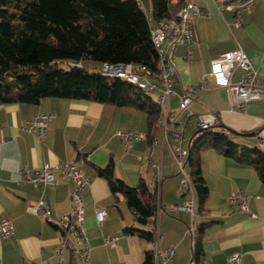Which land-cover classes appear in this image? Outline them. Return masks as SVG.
Returning <instances> with one entry per match:
<instances>
[{
  "label": "crops",
  "instance_id": "1",
  "mask_svg": "<svg viewBox=\"0 0 264 264\" xmlns=\"http://www.w3.org/2000/svg\"><path fill=\"white\" fill-rule=\"evenodd\" d=\"M138 1L146 11H150L151 0ZM192 1L207 9L210 15L193 17L194 44L176 49L173 89L180 93L185 85L195 86V101L191 105L195 113L216 112L219 131L239 136L244 143H238L241 146H257V132L264 125V93L248 102L243 112H230L226 90L216 88L208 72L213 59L241 47L264 87V0H254L253 9L243 16L240 28L229 26L233 23L232 13L225 11L221 14L212 0ZM176 2L172 0V3ZM155 22L151 18L150 25ZM189 48L192 54L190 61H186L182 56ZM89 66L98 64L89 63ZM237 74L238 70L234 78ZM203 80H206L205 87H200ZM172 102L177 107V96L170 99L171 105ZM38 112L52 115L44 140L20 128ZM190 120L194 121V117ZM119 130L147 132L145 113L128 106L56 97H44L35 104H0V217L10 220L14 231L7 239L0 238V264H53L57 260L54 249L60 243L59 231L42 216L27 212L26 202L43 198L54 218L65 214L70 208L67 180L59 171L54 172L58 180L54 188L34 187L16 180L24 167L34 169L44 164L68 161L76 162L91 178L90 185L81 193L91 256L87 263L71 258L69 254L67 260L70 264L142 263L145 252L151 250V241L141 237L137 231H125V228L151 230L148 224L136 220L123 195L113 194L107 181L97 172V168L112 161L114 175L126 184L136 186L142 181L149 187L153 182L152 170L146 162L150 142L136 141L126 152L115 135ZM196 132L193 130L189 135L185 132V139L188 141ZM250 132L254 135L239 134ZM152 161H160L161 164L157 206L180 203L178 170L168 150L161 146L160 137L153 147ZM199 164L208 195L200 205L195 193V233L202 226L201 253L197 264H224L233 253L240 255L242 264H264V183L255 168L235 157L223 156L214 148L199 152ZM186 168L190 174L189 162ZM237 190L252 194L248 212L240 211L236 204L228 201ZM97 208L106 210L101 227L95 219ZM155 210L160 235L158 246L162 250L173 248L175 256L168 261H164L162 256L154 257V264H195L192 260V236L188 231L189 215L180 210ZM105 235L117 236V245L105 246Z\"/></svg>",
  "mask_w": 264,
  "mask_h": 264
},
{
  "label": "trees",
  "instance_id": "2",
  "mask_svg": "<svg viewBox=\"0 0 264 264\" xmlns=\"http://www.w3.org/2000/svg\"><path fill=\"white\" fill-rule=\"evenodd\" d=\"M155 21L174 16L183 0H151ZM150 22L137 0H0V104L38 103L44 97L94 101L128 106L146 115L147 135L154 130L158 105L136 86L91 70L102 63H133L155 73L156 52ZM89 63L98 66H89ZM190 176L202 205L208 189L200 172L199 152L214 148L223 156L252 165L264 183V151L241 146L223 131L203 130L188 143ZM113 194H122L141 224L155 216L152 189L144 182L126 184L113 172V162L97 168ZM148 241L147 230L125 228ZM199 226L192 260L200 259ZM141 264H154L152 250Z\"/></svg>",
  "mask_w": 264,
  "mask_h": 264
},
{
  "label": "built area",
  "instance_id": "3",
  "mask_svg": "<svg viewBox=\"0 0 264 264\" xmlns=\"http://www.w3.org/2000/svg\"><path fill=\"white\" fill-rule=\"evenodd\" d=\"M217 10L223 14L228 11L232 13L233 23L228 24L235 28L241 27L244 15L253 9L254 0H212ZM138 7L145 13L148 21H151L150 11H146L140 1L137 0ZM209 11L192 0H183L174 16H164L150 25L149 34L156 52L155 73L144 65L133 63H102L99 67H91V70L100 73L108 78L124 80L138 89L145 95L152 98L158 105L159 113L154 121V130L149 138L146 132H136L134 130L117 131L116 136L124 145L125 151L136 141L148 140L150 147L146 162L152 170L153 182L149 188H158L161 182L160 161H152L153 147L160 137L161 146L166 148L177 167L179 181L177 184L181 196L178 204H158L157 208L173 212L180 210L190 217L188 231L191 233V248L195 252V185L186 168L188 163L189 148L185 139V128L192 117L198 129L208 130L216 126L218 115L214 111H202L195 113L191 105L195 101L196 87L185 85L180 93L173 89V75L176 71L175 51L178 46H191L194 44L192 19L195 16L208 17ZM192 50L189 48L182 56L186 61H190ZM238 70L236 78L235 71ZM208 77L216 88L225 89L228 94V111L241 113L245 110L248 102L259 98L264 93L257 70L251 64L247 54L241 47L224 52L210 62ZM206 80L200 83V87H205ZM177 96L178 104L172 109L170 99ZM52 115L47 112H38L27 119L21 130L33 133L39 140H44L48 132V123ZM258 147L264 151V125L257 132ZM140 159V157H139ZM55 171L67 180L69 185V211L54 218L48 202L40 198L35 201L26 202V210L35 216H42L47 222L53 224L60 233V243L54 249L57 260L53 264H70L67 254L81 263L90 261L91 247L89 237L86 233L84 203L81 196L82 191L91 183V178L83 173L81 167L74 161L59 162L57 164H44L39 168H22L19 171L17 183H28L34 187L54 188L58 184ZM252 194L240 190L233 192L228 201L237 205L240 211L248 212V201ZM106 218V210L97 208L95 219L99 227L103 226ZM155 216L151 217L148 226L152 233L151 250L153 257L162 256L164 261H168L175 256L173 248L162 250L158 246L160 235L156 227ZM13 224L5 217H0V238L7 239L13 234ZM118 237L105 235L103 243L108 247H115ZM194 262V261H193ZM191 264H193L191 262ZM224 264H242L238 253H233L227 257Z\"/></svg>",
  "mask_w": 264,
  "mask_h": 264
},
{
  "label": "rangeland",
  "instance_id": "4",
  "mask_svg": "<svg viewBox=\"0 0 264 264\" xmlns=\"http://www.w3.org/2000/svg\"><path fill=\"white\" fill-rule=\"evenodd\" d=\"M171 106H172V109H175V108H176L174 102H172V105H171ZM193 130H197V127H196V125L194 124V121L190 120V121L188 122V125H187V128H186V131H185V132H186V135L191 134V132H192ZM208 130H209V131H210V130H211V131H219V130H221V128L218 127V126H214V127L210 128V129H208ZM146 131H147V130H146ZM142 132H145V131H142ZM228 135H229L230 139H231L232 141H234L235 143L244 144L243 141H241V139H240L239 136H237V135H232L231 133H228Z\"/></svg>",
  "mask_w": 264,
  "mask_h": 264
},
{
  "label": "water",
  "instance_id": "5",
  "mask_svg": "<svg viewBox=\"0 0 264 264\" xmlns=\"http://www.w3.org/2000/svg\"><path fill=\"white\" fill-rule=\"evenodd\" d=\"M201 131H203V129H198L197 130V132H201ZM196 132V133H197ZM240 135H242V136H253L254 135V133L253 132H250V133H239ZM157 189L156 188H154L153 189V191H152V198H153V206H154V208H157Z\"/></svg>",
  "mask_w": 264,
  "mask_h": 264
}]
</instances>
